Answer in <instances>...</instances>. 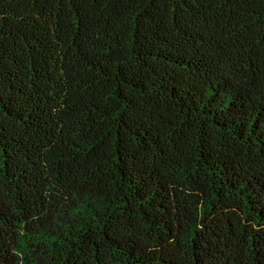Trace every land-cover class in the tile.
I'll use <instances>...</instances> for the list:
<instances>
[{"label":"trees","instance_id":"1","mask_svg":"<svg viewBox=\"0 0 264 264\" xmlns=\"http://www.w3.org/2000/svg\"><path fill=\"white\" fill-rule=\"evenodd\" d=\"M0 264H264V0H0Z\"/></svg>","mask_w":264,"mask_h":264}]
</instances>
